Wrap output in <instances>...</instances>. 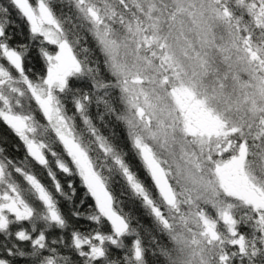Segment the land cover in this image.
Masks as SVG:
<instances>
[{
  "label": "snow or ice",
  "instance_id": "snow-or-ice-1",
  "mask_svg": "<svg viewBox=\"0 0 264 264\" xmlns=\"http://www.w3.org/2000/svg\"><path fill=\"white\" fill-rule=\"evenodd\" d=\"M0 123V264H264V0H0Z\"/></svg>",
  "mask_w": 264,
  "mask_h": 264
},
{
  "label": "trees",
  "instance_id": "trees-1",
  "mask_svg": "<svg viewBox=\"0 0 264 264\" xmlns=\"http://www.w3.org/2000/svg\"><path fill=\"white\" fill-rule=\"evenodd\" d=\"M34 66H35L37 71H41V65L39 64V62H36ZM117 130L119 131V129H117ZM0 136L7 138V142L8 143H7L6 146L8 147V155H10L12 157H22L24 155L23 146H21L20 151H18V152L14 151L12 149V145L20 144V141L2 123H0ZM120 136H121L120 142L123 143L125 148H127L128 145H127L126 141H124L122 132L120 133ZM129 158L131 159V157H129ZM133 163L135 164V161H133ZM33 167L35 168V171L40 176V178L43 180V182L45 184H49V181H48V179L46 177V174L44 173V170L41 169L40 167L36 166V165H33ZM141 175H143V173H141ZM125 210L126 211H132L134 215H138L140 217V219L145 224L150 223V221L145 216L143 210L141 209V207H140V205L138 203L133 202V201H128L127 204L125 205Z\"/></svg>",
  "mask_w": 264,
  "mask_h": 264
}]
</instances>
